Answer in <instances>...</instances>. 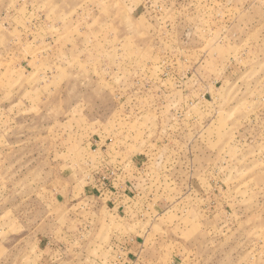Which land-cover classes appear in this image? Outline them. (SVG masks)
Here are the masks:
<instances>
[{
  "label": "rangeland",
  "instance_id": "obj_1",
  "mask_svg": "<svg viewBox=\"0 0 264 264\" xmlns=\"http://www.w3.org/2000/svg\"><path fill=\"white\" fill-rule=\"evenodd\" d=\"M137 234L264 264V0H0V264Z\"/></svg>",
  "mask_w": 264,
  "mask_h": 264
},
{
  "label": "crops",
  "instance_id": "obj_2",
  "mask_svg": "<svg viewBox=\"0 0 264 264\" xmlns=\"http://www.w3.org/2000/svg\"><path fill=\"white\" fill-rule=\"evenodd\" d=\"M116 238L120 239L118 241L117 239L115 240L116 243H113V250H111L114 255L117 254V261L114 264H159L158 259H153L149 253L145 252L138 234L129 237L117 236ZM42 254H44L46 260L51 261L57 252L47 246L42 249Z\"/></svg>",
  "mask_w": 264,
  "mask_h": 264
}]
</instances>
